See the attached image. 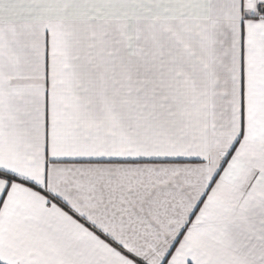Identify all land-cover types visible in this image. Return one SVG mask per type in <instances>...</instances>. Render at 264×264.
<instances>
[{"label":"snow or ice","instance_id":"6c2138e0","mask_svg":"<svg viewBox=\"0 0 264 264\" xmlns=\"http://www.w3.org/2000/svg\"><path fill=\"white\" fill-rule=\"evenodd\" d=\"M0 264H264V0H0Z\"/></svg>","mask_w":264,"mask_h":264}]
</instances>
